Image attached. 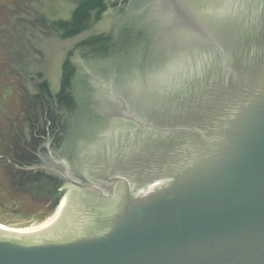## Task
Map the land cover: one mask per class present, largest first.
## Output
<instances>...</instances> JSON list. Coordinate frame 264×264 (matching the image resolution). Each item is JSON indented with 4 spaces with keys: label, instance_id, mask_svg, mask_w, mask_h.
I'll return each instance as SVG.
<instances>
[{
    "label": "water",
    "instance_id": "obj_1",
    "mask_svg": "<svg viewBox=\"0 0 264 264\" xmlns=\"http://www.w3.org/2000/svg\"><path fill=\"white\" fill-rule=\"evenodd\" d=\"M62 3L36 9L64 50H34L30 88L70 129L21 166L62 191L39 227L0 226V264H264V0H147L94 26Z\"/></svg>",
    "mask_w": 264,
    "mask_h": 264
},
{
    "label": "flooded vegetation",
    "instance_id": "obj_2",
    "mask_svg": "<svg viewBox=\"0 0 264 264\" xmlns=\"http://www.w3.org/2000/svg\"><path fill=\"white\" fill-rule=\"evenodd\" d=\"M47 1L50 2L51 0H18L15 5H12L10 10H17L16 14L7 16L17 24L12 26L6 23L3 26L10 31L8 34L9 40L7 39L10 46L5 47V45H2L6 38L0 42V50H3L1 52L4 55L5 50L13 53L17 51L22 55V61L16 67L17 73H13L15 78L12 77L9 85L19 86V98L18 96L16 98L23 103L22 108L9 106L7 109L0 111V179L1 182H7L16 190L33 196L35 198L34 203L42 205L45 211L52 209L51 204L59 197L62 186L59 184L58 179L46 170H26L21 166L43 162L48 158L49 149L57 151L61 148L64 145L62 132L65 128L67 131L70 129L67 128L66 118L69 121L71 120L65 110L56 111L54 109L52 106L53 99L45 92L32 86L30 88V83L32 84V79L35 77V68L42 61L38 55L39 51L34 50L43 52L46 48L57 51L61 48V45L55 46L56 36L49 35L58 22L55 23L50 18H46V20L36 12V9L38 7L43 8ZM57 1L62 3L61 0ZM145 2L147 0H63L62 4L76 5V10L79 5L84 4L85 7L87 6L90 9V12L93 11L92 9L97 11L98 14L92 15L93 18L96 16L92 20L94 26L98 23L100 25L107 19L115 18L117 13L129 14L130 11L143 7ZM7 16L0 18H7ZM78 17L79 15H76V17L70 18L72 21L68 19L63 22L74 23L77 26ZM78 30L76 29V32ZM73 34L71 32L69 36L63 37L70 38ZM78 38L79 36L74 34L68 43L71 46L82 44L85 37H80L81 40H78ZM61 39L58 40L62 41ZM61 50L64 49L61 48ZM11 67L15 70L13 66ZM94 68L88 66L85 69L89 71L80 75L89 87L94 86V75L101 74L100 72L98 74L96 72L92 73L91 70ZM97 69L100 70L101 68L97 67ZM95 96L94 91L92 94H87L86 97L87 105L95 109L93 113L97 116L96 109L99 105L94 99ZM48 139L50 140L49 143H47ZM10 161L18 167H15Z\"/></svg>",
    "mask_w": 264,
    "mask_h": 264
},
{
    "label": "rangeland",
    "instance_id": "obj_3",
    "mask_svg": "<svg viewBox=\"0 0 264 264\" xmlns=\"http://www.w3.org/2000/svg\"><path fill=\"white\" fill-rule=\"evenodd\" d=\"M18 0H0V17L11 14H16L17 10H10L12 5H15ZM10 18H0V42L3 41L2 45L5 47L9 45L8 34L4 31L7 21ZM8 39V40H7ZM7 40V41H6ZM3 50H0V103H8L9 106H15V108H22L23 103L18 101L15 105L13 99L19 98V90L17 91V85H9L12 77L15 78L13 73L16 71L11 67L15 68V65L20 62L19 53L17 51L6 52L5 55ZM12 68V70H10ZM19 88V87H18ZM18 96V98L15 97ZM14 96V97H13ZM32 200L34 197L29 198V195L13 192L9 193L8 190L0 191V223L8 226L21 227L26 224H35L48 217V213L45 212L44 216H40L42 210H40ZM48 200V199H47ZM44 217V218H43Z\"/></svg>",
    "mask_w": 264,
    "mask_h": 264
},
{
    "label": "trees",
    "instance_id": "obj_4",
    "mask_svg": "<svg viewBox=\"0 0 264 264\" xmlns=\"http://www.w3.org/2000/svg\"><path fill=\"white\" fill-rule=\"evenodd\" d=\"M18 86V85H17ZM19 87V86H18ZM16 88L17 91L19 90V88ZM14 97V96H13ZM15 97H17L15 95ZM14 101V104L17 105L18 104V101H20L19 99H13ZM13 103V102H12ZM7 107H9L8 103H4V105L2 103H0V111L1 110H5L7 109ZM15 107V106H14ZM5 190H8L9 193H12L13 192H16V193H21V194H24L18 190H16L15 188H13V186H10L7 182H1V179H0V191H5ZM24 195H27V194H24ZM33 196H29V198H32ZM35 200H32V202H34ZM40 210H42V212H45V210L42 208V205H39L37 206ZM47 211V210H46ZM44 218V217H43Z\"/></svg>",
    "mask_w": 264,
    "mask_h": 264
},
{
    "label": "bare ground",
    "instance_id": "obj_5",
    "mask_svg": "<svg viewBox=\"0 0 264 264\" xmlns=\"http://www.w3.org/2000/svg\"><path fill=\"white\" fill-rule=\"evenodd\" d=\"M44 222L45 221L35 223V224H26V225L21 226V227L8 226V225H4V224L0 223V226L3 228H8V229L16 230V231H26L27 232V231H30V230H33V229L39 227Z\"/></svg>",
    "mask_w": 264,
    "mask_h": 264
}]
</instances>
